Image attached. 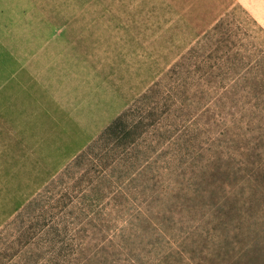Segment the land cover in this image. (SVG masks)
<instances>
[{
    "label": "rangeland",
    "instance_id": "1",
    "mask_svg": "<svg viewBox=\"0 0 264 264\" xmlns=\"http://www.w3.org/2000/svg\"><path fill=\"white\" fill-rule=\"evenodd\" d=\"M0 264H264V0H0Z\"/></svg>",
    "mask_w": 264,
    "mask_h": 264
},
{
    "label": "trees",
    "instance_id": "2",
    "mask_svg": "<svg viewBox=\"0 0 264 264\" xmlns=\"http://www.w3.org/2000/svg\"><path fill=\"white\" fill-rule=\"evenodd\" d=\"M225 22L219 23L218 25H216L212 31L209 33L208 38L210 39V37H214L215 35H221V31H218L219 29H221L223 27ZM218 43H221V41H219ZM218 50V51H217ZM215 49L214 52L219 53V49ZM218 55V54H217ZM224 57H227V62L229 61V54L226 52L223 54ZM223 58V57H221ZM240 61V58H239ZM121 121V116L113 122V124H111L107 130L104 132V135H106L107 137H113L116 136L118 133V135H120L117 139L124 137L125 135V131L123 130L124 127L122 125H119V122ZM119 128V129H118ZM123 128V129H122ZM117 129V131H115Z\"/></svg>",
    "mask_w": 264,
    "mask_h": 264
},
{
    "label": "crops",
    "instance_id": "3",
    "mask_svg": "<svg viewBox=\"0 0 264 264\" xmlns=\"http://www.w3.org/2000/svg\"><path fill=\"white\" fill-rule=\"evenodd\" d=\"M24 39H22V40H20V42H25V43H31V42H42V41H45L46 42V39H43V37H42V35L41 34H33V33H27V34H25L24 35V37H23ZM19 41V40H18ZM28 45L29 44H24V46L23 45H21V47H23V48H25V53H27L28 52ZM42 46L41 45H39L38 46V48H41ZM30 48V47H29ZM15 49H16V53H18V46L16 45V47H15ZM14 49V47H13V50L12 51H14L15 50ZM31 49H32V46H31ZM22 50H24V49H22ZM21 50V51H22ZM20 51V52H21ZM16 57H18V54L16 55ZM16 60H17V58H16ZM32 58H31V60L30 61H26V64H28L29 62H31L32 63ZM20 67H23V66H20ZM18 71H22L21 69L20 70H17V72Z\"/></svg>",
    "mask_w": 264,
    "mask_h": 264
}]
</instances>
